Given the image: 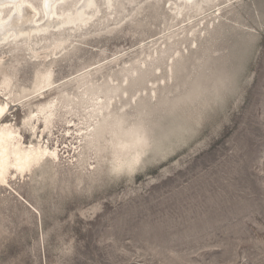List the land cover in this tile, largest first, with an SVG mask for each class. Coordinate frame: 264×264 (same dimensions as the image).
<instances>
[{"label":"rangeland","instance_id":"1","mask_svg":"<svg viewBox=\"0 0 264 264\" xmlns=\"http://www.w3.org/2000/svg\"><path fill=\"white\" fill-rule=\"evenodd\" d=\"M176 1L97 0L87 26L0 44V101L12 99L0 126L27 144L30 104L73 99L84 77L128 91L113 94L105 138L80 146L89 123L68 114L44 134L60 157L0 186V264H264V0H197L180 15ZM41 62L54 81L36 91ZM117 120L147 137L120 175L99 150Z\"/></svg>","mask_w":264,"mask_h":264},{"label":"bare ground","instance_id":"2","mask_svg":"<svg viewBox=\"0 0 264 264\" xmlns=\"http://www.w3.org/2000/svg\"><path fill=\"white\" fill-rule=\"evenodd\" d=\"M66 1L41 0L42 10L45 14V21L41 22L35 20L40 14V9L36 7L34 0H0V16L4 9L9 6H12L11 8L14 11L9 21L0 19V44H8L11 37L17 39L24 36L27 39H31L33 34L47 33L50 29L62 30L64 27L73 29L74 27H78L80 29L87 26L99 11L97 0H82V4L75 11L60 13L58 11V5ZM196 1L177 0L175 4L178 14H181L183 7L193 5ZM111 2L112 0H105L108 6ZM60 46H56L54 50L60 48ZM39 57L41 56L39 55ZM1 59L0 63L2 61ZM41 64L44 66V69L39 73L37 87H35L36 91L46 89L54 81L52 70L47 64L44 65L43 62ZM131 73L133 75L135 72L132 71ZM131 73L129 72V74ZM0 74L2 75L0 76V94L9 96L10 75L7 73L2 74L1 71ZM132 75L129 77H132ZM124 76L126 75L124 74ZM137 77H139L138 74ZM126 80L123 81V84ZM82 81L83 85L79 87V94L73 96V99H70V95L65 93L62 95V98H51L35 104V106L33 104L29 105V113L24 119V124L30 127L34 137L31 143H26L24 135L14 124L6 122L0 126V186L4 183L10 185V181L14 177V169L18 172L16 174L20 173V175H24V173L32 172L37 167L42 166L49 158L56 159L60 157L58 147H50L45 144L44 134L47 130L50 131L51 127L55 126V121H62L68 114L82 115L89 123L87 130L80 134V146H82L83 141L88 146L96 140L99 141L106 137L104 134H100V130L106 128L103 122L110 115H114L112 114L115 107V95L113 94H117L119 91V95L122 93L123 96L128 91L122 89L124 88L122 84V88L112 86V84L105 87L87 80V77H84ZM104 84L107 85L106 83ZM137 93L134 92L132 94V99L137 96ZM11 100L10 96L6 102L3 103L0 101V116L5 113L11 104ZM81 109H83V113H81ZM79 148L78 146L75 149L78 150ZM81 149L77 151V154L80 156L82 154ZM145 151L140 155L139 162ZM53 164L55 166L57 165L54 162Z\"/></svg>","mask_w":264,"mask_h":264},{"label":"clouds","instance_id":"3","mask_svg":"<svg viewBox=\"0 0 264 264\" xmlns=\"http://www.w3.org/2000/svg\"><path fill=\"white\" fill-rule=\"evenodd\" d=\"M109 135L112 139L101 144L99 150L110 154L111 172L116 175L131 173L147 148L146 133L138 124L117 120L111 125Z\"/></svg>","mask_w":264,"mask_h":264}]
</instances>
